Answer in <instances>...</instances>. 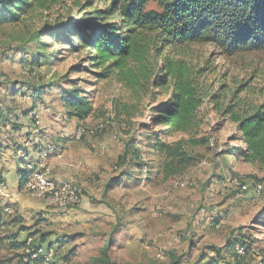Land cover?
Listing matches in <instances>:
<instances>
[{
  "label": "rangeland",
  "instance_id": "obj_1",
  "mask_svg": "<svg viewBox=\"0 0 264 264\" xmlns=\"http://www.w3.org/2000/svg\"><path fill=\"white\" fill-rule=\"evenodd\" d=\"M86 1L51 0L47 8H35L19 22L0 27V109L17 123L11 113L27 108L31 112L34 103L39 128L35 129L36 120H32L30 136L41 141L42 147L48 145L40 164L50 169L55 181L57 175L66 173L63 180L59 177V183L54 181L56 184L69 182L81 189L78 206L64 212L50 206L58 219L32 213L13 219L18 215L15 206L8 199L0 201H7L11 213L2 218L6 224L0 229V264H33L23 257L20 247L27 235L40 244L41 239L60 240L56 245L62 246L54 249L53 264H93L105 249L114 264H170L176 260L180 264H204L208 259L201 258L210 257V250H222L225 244L232 246L239 241L250 247L249 264H261L264 165L244 161L238 151L244 150V143L230 118L234 114L249 116L264 105V50L230 57L210 45L184 50L183 60L197 63L204 71L201 79L208 86L209 98L202 101L198 112L201 125L196 133L162 139L192 141L184 147L186 167L165 179L162 173L156 174L160 159L152 146L160 128L152 126L156 119L152 109L167 101L169 95L152 100L150 93L156 91L136 93L126 86L123 76L113 74L102 80L94 76L89 70L88 50L78 46V37L70 38L62 31L68 23L79 25L84 12L101 11L108 3L96 0L93 7L82 11ZM148 9L157 10L156 4L150 3ZM62 82L75 85L88 98L91 113L83 122L67 120L58 102L59 91L49 89L50 84ZM39 86L45 87L41 101L31 94ZM14 91L22 94L13 98ZM124 105L132 106L130 116L122 111ZM226 110L229 114H222ZM79 124H101L105 129L96 137L75 141ZM7 129L4 140L7 133L14 132L10 124ZM20 141L29 142L26 136ZM128 142L134 145L132 150L139 151L138 163L143 166L134 162L137 171L128 165L115 168ZM31 152L28 159L34 163L38 154ZM125 169L130 178L112 190L113 199L103 200L107 181ZM2 173L0 167V180L9 189ZM234 180L240 181L241 188H234ZM256 185L262 187L259 197L255 196ZM21 194L37 204L43 202ZM107 206L113 209V218ZM80 207L94 213L93 220L86 224L71 220L66 225L63 219ZM55 225L60 232H54Z\"/></svg>",
  "mask_w": 264,
  "mask_h": 264
},
{
  "label": "trees",
  "instance_id": "obj_2",
  "mask_svg": "<svg viewBox=\"0 0 264 264\" xmlns=\"http://www.w3.org/2000/svg\"><path fill=\"white\" fill-rule=\"evenodd\" d=\"M50 1L0 0V27L19 22L23 15L35 8H47ZM95 1L87 0L82 6V11L93 7ZM104 2L108 3L103 4L101 11L96 9L93 12H84L79 25L68 23L62 27V31H65V35L70 38H79L78 46L88 50L89 70L99 80L113 74L123 76L126 86L136 93L139 90L156 91L150 93L152 100L168 93V100L152 109V113L156 116L152 126L154 129L160 128L158 135L154 136L155 142L152 146L154 153L160 159L156 174L162 173L163 178L168 179L186 167L188 157L184 147L192 145V141L180 138L165 142L162 139L196 133L201 125L198 112L202 101L205 97L209 98L208 86L201 79L204 71L197 63L192 64L183 60L184 50L193 45H210L221 55L228 57L263 51L264 0H105ZM150 3L156 4L157 10L148 9ZM63 84L67 83H52L49 89L55 88L59 91L58 102L68 119L83 122L91 113L88 98L81 95L80 89L75 85L68 83L65 88ZM44 88L39 86L34 89L31 93L33 98L41 101ZM15 92L12 96L17 95ZM34 107L33 103L32 108ZM131 109L132 106L128 105L122 107V111L129 116ZM28 112H25L26 117ZM222 114L228 115L229 111L226 110ZM230 120L236 125L244 143L243 151L238 148L244 161L264 165V105L256 108L249 116L234 114ZM29 121L31 123V120ZM8 124L12 129H19L11 124L10 118L0 109V128ZM28 132L25 134L26 139L31 135ZM128 143L124 144L123 151L117 157L115 168L119 170L128 165L133 167V171H137L134 162L143 166L138 163L139 151L132 150L134 145ZM17 144L14 145V151L19 153L23 150V142ZM43 151L42 148L36 152L40 154ZM132 156H136L137 161H134ZM17 161L19 164L17 175L22 191L29 172L23 169L22 159L18 157ZM146 171L148 174L151 173L150 168L146 167ZM130 176L129 171L125 169L113 180L118 184ZM8 214L4 212V208L0 209V229L4 223L6 224L2 218L5 215L9 216ZM18 217L19 215H14L13 219ZM28 238L32 239L30 245L26 244ZM45 241L40 240L41 243ZM227 244L222 250L215 252L210 250V257L201 258L208 259L204 264L251 263L250 247L245 245L244 241L232 246ZM20 247L26 260L33 264H42L40 257L31 258L33 249L43 248L33 236L24 237L20 241ZM237 247L242 249V254L236 253ZM260 262L264 264V261ZM93 264L114 263L108 258L105 249L93 260ZM170 264L180 263L176 260L170 261Z\"/></svg>",
  "mask_w": 264,
  "mask_h": 264
},
{
  "label": "built area",
  "instance_id": "obj_3",
  "mask_svg": "<svg viewBox=\"0 0 264 264\" xmlns=\"http://www.w3.org/2000/svg\"><path fill=\"white\" fill-rule=\"evenodd\" d=\"M34 112L35 111H32L29 114V117L36 120L35 125L38 128V122ZM104 129L105 125L101 124L96 127H88L85 124H81L76 128L74 139L75 141H80L83 138H92L102 134ZM27 140H29V142L25 141L23 143V150L19 152V158L23 161L22 167L29 172V176L22 189V193L27 194L37 200L46 202L49 206L61 212L78 206L81 202V189L69 182L56 184L50 178L49 168L41 164L35 165L34 163L30 162L28 159L29 151H33L31 153L38 154L39 152L36 151L42 149L43 147L39 143L41 141L34 139L33 136H29ZM43 154L44 153L42 152L38 155L43 158ZM232 185L234 188H241L240 181L234 180ZM254 191L255 196L259 197L262 192V187L260 185H256ZM10 197L11 195L8 192L7 185H5L2 180H0V201L7 200ZM4 212L10 213V209L5 207ZM31 243L32 239L28 238L26 244L30 245ZM235 251L237 254H242V249L240 248H236ZM32 253L33 255L31 258L40 257L42 259V264H53V259L55 257L54 248H37L35 250L33 249Z\"/></svg>",
  "mask_w": 264,
  "mask_h": 264
},
{
  "label": "crops",
  "instance_id": "obj_4",
  "mask_svg": "<svg viewBox=\"0 0 264 264\" xmlns=\"http://www.w3.org/2000/svg\"><path fill=\"white\" fill-rule=\"evenodd\" d=\"M16 90V89H15ZM50 90H53L50 89ZM22 93H18L16 96H13V98H16L17 96H19ZM61 107V106H60ZM62 109V108H61ZM63 110V109H62ZM28 111V108L25 109L24 111H14L11 113V115H13V118L16 116L17 119V123H13L11 121V124L15 125L16 127H19V129H11L14 130V132L11 133H7L6 134V139L4 140V130H8L7 126L4 128H0V167L2 170V174L4 176V180H6L7 184H8V191L11 195V197L8 199L10 204H13V207L15 209V211L18 213L19 216L23 215H28L29 213L31 214H42V216L46 215L48 217H50L51 219H58L53 213L55 212V210L53 208H50V206L46 203V202H41V203H35L34 201H32L29 197H26L24 195H22V191L20 190V183H19V178L17 175V169L19 168V164L16 158V155L14 154V145L16 143H19L21 138L23 136H25V134L31 129L30 126V122L29 120H33L29 117V114L32 111L37 112V109L34 107L31 112H28V115L26 117L25 112ZM64 112V110H63ZM65 115V113H64ZM66 116V115H65ZM29 119V120H28ZM68 120V118H67ZM72 119H69V121ZM9 128V127H8ZM51 130V129H50ZM49 130V132H50ZM73 137V135H72ZM4 140V141H2ZM48 145H46V143L43 145V149L47 148ZM34 159V164L35 165H40V163L42 162L43 158H41L39 155L36 157H33ZM66 173L63 172V174L61 175H57L56 179L57 181L53 180L50 176V178L55 181L56 183L60 182L59 177H61V180H63V176ZM117 177V175L115 176H111L110 179L107 181V183L105 184L104 188L102 189V194H101V198H103V200H106L107 197H110L111 199H113L111 197V193L112 190L115 189L118 185H120L122 182H124L125 180H122L120 183L115 184V181L113 179H115ZM86 199V198H85ZM109 202V201H108ZM86 202L84 201L83 204H85ZM2 205V206H1ZM7 206V201H5V203L2 202V204L0 203V207H2L1 209L5 208ZM47 206V207H46ZM112 206V205H110ZM108 214L111 215L110 218H113L114 216V211L111 207L107 206ZM53 209V210H52ZM82 208L80 207L78 210H74L71 211L68 216H66L63 220L67 221L68 223L66 225H68L70 223L71 220H78L80 219V222L86 224L88 222H90V220L92 219V215L94 213L88 211L87 207H85L84 210H81ZM97 211V210H96ZM85 212V213H83ZM83 213V216L81 215V218H76L74 219V217H80V214ZM103 216V215H102ZM97 218H99V216H97ZM51 222H54L52 220H50ZM56 222V221H55ZM55 224V223H54ZM64 227V225H63ZM54 232H60L59 229H56V225L54 227ZM65 232V231H64ZM55 238V237H54ZM59 242V239H49V241H45L44 243L41 244V246L43 248H48V247H52L54 249H56V247H61L62 245H56V243Z\"/></svg>",
  "mask_w": 264,
  "mask_h": 264
}]
</instances>
